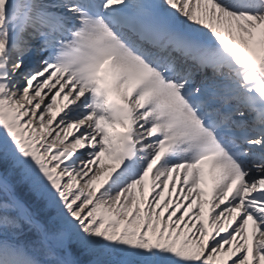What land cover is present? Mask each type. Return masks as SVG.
Wrapping results in <instances>:
<instances>
[{"label": "snow or ice", "instance_id": "obj_1", "mask_svg": "<svg viewBox=\"0 0 264 264\" xmlns=\"http://www.w3.org/2000/svg\"><path fill=\"white\" fill-rule=\"evenodd\" d=\"M0 264H264V0H0Z\"/></svg>", "mask_w": 264, "mask_h": 264}]
</instances>
